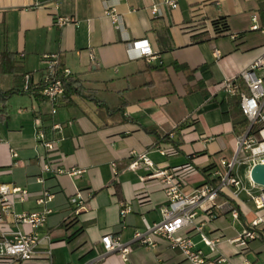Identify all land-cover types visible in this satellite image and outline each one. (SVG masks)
Returning a JSON list of instances; mask_svg holds the SVG:
<instances>
[{
    "label": "crops",
    "instance_id": "0c3cea01",
    "mask_svg": "<svg viewBox=\"0 0 264 264\" xmlns=\"http://www.w3.org/2000/svg\"><path fill=\"white\" fill-rule=\"evenodd\" d=\"M111 7L121 17L119 28L104 14ZM152 7L158 9L155 16ZM56 17L74 23L58 28ZM220 18L229 31L216 36L213 22ZM254 22L258 30L251 29ZM202 34L205 40H194ZM141 40L148 42L152 59L128 51V44ZM263 52L264 0H179L175 10L162 0H0V54H14L16 67L0 74V91L20 92L0 106V184L28 192L16 214L41 211L36 200L44 192L53 196L44 206L51 213L38 230L50 242L38 249L32 264H87L103 252L100 240L106 235L130 244L125 264H187L160 236L151 237L153 249L132 243L145 223L161 221L167 199L155 179H145L150 170L130 171L126 161L146 154L161 169L193 165L197 174L188 193L208 182L212 167L233 157L241 129L232 123L220 85ZM45 54L57 55L60 67L80 85L79 94L58 102L55 114L40 95ZM21 73L30 76L27 93ZM36 129L58 142L53 152L36 142ZM169 146L176 154L162 156L157 150ZM47 161L82 173L76 178L41 174ZM240 170L247 185L248 173L241 176ZM76 194L84 202L78 214L70 204ZM121 202L130 208L124 219ZM233 204L243 229L249 217L262 219L261 237L241 252L230 243L239 234L227 230L228 214L210 222L205 233L220 239L218 252L231 264H264V210L256 211L244 194ZM7 222L12 225L11 218ZM196 237L191 235L208 254ZM99 264L123 263L111 254Z\"/></svg>",
    "mask_w": 264,
    "mask_h": 264
},
{
    "label": "built area",
    "instance_id": "2783aa9c",
    "mask_svg": "<svg viewBox=\"0 0 264 264\" xmlns=\"http://www.w3.org/2000/svg\"><path fill=\"white\" fill-rule=\"evenodd\" d=\"M178 2L179 0H162L163 5L172 10L178 7ZM157 13V7H152L151 14L155 16ZM104 14L116 28L120 27L121 17L114 7L106 8ZM54 22L58 28L74 23L71 19L63 17H56ZM251 29L259 28L254 22ZM135 50L139 52V58H153L146 40L128 44L129 52ZM215 56H218L217 52ZM42 60L47 67L42 79L40 95L51 105V114H55L58 102L64 100L66 96L65 85L71 78V72L60 67L57 55L45 54ZM24 80L26 91L30 76L26 75ZM240 81L245 86L244 91L239 89ZM220 89L226 96L238 97L247 124L240 129L236 137V151L233 157L230 160H219L209 171L208 182L188 193L185 189L189 180L197 174L193 165L185 164L161 169L154 165L146 154H138L135 158L126 161V167L130 171H136L141 166L150 170L151 173L145 179H155L167 199V206L161 210V221L152 226L144 222V231H135L132 243L153 249L156 244L151 237L160 236L169 243L172 250L179 252L187 264H231L218 252L220 239L211 238L205 233V227L223 214H228L232 220L238 221L240 214L233 202L240 194H244L252 202L256 211L264 210V188L253 184L249 177L248 184L245 185L238 173L242 167H247L249 174L253 166L264 164V52L242 70L237 78L224 81ZM60 129L59 125L52 126L53 131ZM35 140L47 153L53 152L58 144L55 140H46L42 129H36ZM157 150L162 156H171L177 152L172 146L160 147ZM16 157L17 154L12 152V158ZM117 165V163L111 165L114 174ZM81 173V170H63L54 167L48 161L41 170V174L67 175L72 178L78 177ZM52 197L51 194L44 192L36 200V204L43 207L41 211L16 214L15 206L28 201V192L0 184V264H32L38 249L44 243L50 242V236L41 234L38 230L45 225L47 216L51 213V210L44 206ZM70 204L76 207V214L84 209V202L79 194L70 198ZM129 212V205L121 202L120 218L124 219ZM8 218L12 219V225L7 222ZM262 223L261 218H256L230 243L241 252L245 251L250 242L261 237ZM192 233L199 236V243L207 248L208 254L197 247V243L190 236ZM100 243L103 252L87 264H99L111 254H116L123 264L126 263L131 252L130 244L122 243L119 238L111 235L103 236ZM243 264L252 263L245 260Z\"/></svg>",
    "mask_w": 264,
    "mask_h": 264
},
{
    "label": "trees",
    "instance_id": "16d2710c",
    "mask_svg": "<svg viewBox=\"0 0 264 264\" xmlns=\"http://www.w3.org/2000/svg\"><path fill=\"white\" fill-rule=\"evenodd\" d=\"M214 31L216 33V36H222L226 35L229 31L227 22L225 18H220L216 22H213ZM207 37L206 34H202L200 36H197L194 38L196 41H202L205 40ZM15 58L14 54L10 53H2L0 54V74H8V73H14L16 72V67L13 66V60ZM28 74L21 73V77L24 79L25 76ZM239 89L241 91L245 90V86L240 81L238 83ZM80 85L79 82L73 79V77L70 78L68 83L65 85V100L69 98L74 93L79 94ZM29 91V87L24 93H27ZM20 93L16 90H10L7 92H1L0 91V106L5 107L6 102L12 97L13 95ZM228 98V105H229V113L231 116L232 123L235 127L243 128L247 124V120L242 114V111L239 106V99L237 96H227ZM2 110H0L1 112ZM151 134L156 135L154 132H150ZM261 234V233H260Z\"/></svg>",
    "mask_w": 264,
    "mask_h": 264
},
{
    "label": "rangeland",
    "instance_id": "374dc122",
    "mask_svg": "<svg viewBox=\"0 0 264 264\" xmlns=\"http://www.w3.org/2000/svg\"><path fill=\"white\" fill-rule=\"evenodd\" d=\"M240 171H241V172H240V175H241V173H242V175H244V174H246V172L248 171V168H247V167H242ZM242 175H241V176H242ZM252 218H253V216H251V217H249V218L247 219V222H246V224H245L246 226L249 225V223L251 222ZM227 227H229V228L227 229L228 231H231L232 233H233V231H236L237 234H240V233L242 232V230H243L244 225H242V222H237V221L231 220V219L229 218V219H228V223H227ZM192 234H193V233H192ZM192 234H190V236H191ZM234 235H235V234H234ZM196 240H199V236L196 237ZM224 249H225V250H224ZM231 251H232V250H231L230 247H229V248H223V247H222V252L229 253V252H231Z\"/></svg>",
    "mask_w": 264,
    "mask_h": 264
},
{
    "label": "water",
    "instance_id": "95a60500",
    "mask_svg": "<svg viewBox=\"0 0 264 264\" xmlns=\"http://www.w3.org/2000/svg\"><path fill=\"white\" fill-rule=\"evenodd\" d=\"M249 177L253 184L264 188V164L253 166L249 172Z\"/></svg>",
    "mask_w": 264,
    "mask_h": 264
},
{
    "label": "bare ground",
    "instance_id": "6f19581e",
    "mask_svg": "<svg viewBox=\"0 0 264 264\" xmlns=\"http://www.w3.org/2000/svg\"><path fill=\"white\" fill-rule=\"evenodd\" d=\"M248 177H249V174H248ZM250 178V177H249Z\"/></svg>",
    "mask_w": 264,
    "mask_h": 264
}]
</instances>
